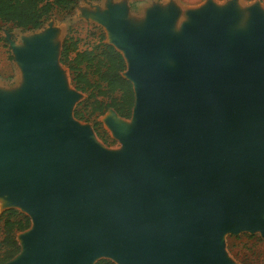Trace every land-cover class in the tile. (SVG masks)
I'll return each instance as SVG.
<instances>
[{"label":"water","instance_id":"water-1","mask_svg":"<svg viewBox=\"0 0 264 264\" xmlns=\"http://www.w3.org/2000/svg\"><path fill=\"white\" fill-rule=\"evenodd\" d=\"M108 4L96 16L134 90L131 122L113 108L104 117L120 151L73 118L77 94L37 51L12 45L28 80L17 103L0 96V201L32 225L4 264H229L224 233L264 235V22L252 15L222 67L231 15L214 29L198 15L193 48L171 46L172 70L157 63L163 25L129 32Z\"/></svg>","mask_w":264,"mask_h":264},{"label":"rangeland","instance_id":"rangeland-1","mask_svg":"<svg viewBox=\"0 0 264 264\" xmlns=\"http://www.w3.org/2000/svg\"><path fill=\"white\" fill-rule=\"evenodd\" d=\"M116 0H78L72 4L66 10H57L40 28L36 30H23L12 23L4 22L0 20V87L3 91L16 90L22 84L25 85V76L20 78V67L17 64V57L13 51V43L21 44L20 38L24 35H32L44 31L48 26H54L62 29V34L58 42V64L64 70L67 85L74 93L77 94V98L72 106V116L79 123L88 126L94 139L109 151L122 150L123 142L117 137L110 128L104 122V117L108 113L106 111L102 115H95L86 119H78L75 117L76 108L81 109V102H84L87 98V93L77 90L73 80L72 71L70 68L61 62V54L63 41L67 36H72L74 39L79 40V49L84 50L86 48L91 49L99 41V34L103 32L105 35V42H109L110 39L107 33V25L103 24L96 16L95 11L106 7L107 3L114 4ZM128 9L131 15H139L141 11L146 7L153 5L161 6L166 1L173 0H121ZM185 6L200 5L207 0H176ZM224 1V0H222ZM247 5L256 4L264 8V0H240ZM247 13V12H245ZM247 25L249 27L252 14L247 13ZM15 44V45H16ZM22 48V47H20ZM74 52L70 53L73 56ZM17 56V55H16ZM90 77L95 80L96 77L90 74ZM24 79V81H23ZM23 85V87H24ZM22 87V88H23ZM10 93V92H9ZM83 109V108H82ZM86 114V113H85ZM127 122H131L132 118H125ZM3 202L0 201V241L4 238V221L7 217L11 216L5 213L8 209H4ZM20 213L27 215L28 213L21 208H15ZM32 225V224H31ZM23 231L16 232V239L22 234ZM223 247L229 259L233 260L235 264H264V235L260 230L250 231L241 230L237 233L226 232L222 236ZM0 249V256L2 254ZM1 258V257H0ZM231 260V261H232Z\"/></svg>","mask_w":264,"mask_h":264},{"label":"trees","instance_id":"trees-1","mask_svg":"<svg viewBox=\"0 0 264 264\" xmlns=\"http://www.w3.org/2000/svg\"><path fill=\"white\" fill-rule=\"evenodd\" d=\"M78 0H0V20L23 29H40L57 11L66 10ZM99 41L91 49H79V40L67 36L63 41L61 62L72 71V80L77 90L87 93L76 108L78 119L89 120L92 116L104 114L113 108L121 117L130 118L134 105L132 83L123 76L127 65L122 53L113 45L105 42L103 32ZM74 52L73 56L70 53ZM90 74L95 76L93 80ZM86 113V114H85ZM5 213L11 216L4 221V238L0 241L2 250L0 264L12 259L20 251L16 232L24 231L31 225L28 215L16 209ZM96 264H116L102 258Z\"/></svg>","mask_w":264,"mask_h":264},{"label":"bare ground","instance_id":"bare-ground-1","mask_svg":"<svg viewBox=\"0 0 264 264\" xmlns=\"http://www.w3.org/2000/svg\"><path fill=\"white\" fill-rule=\"evenodd\" d=\"M115 5L122 8L120 18L127 24L129 32L142 33L145 31V27L150 24L152 18L157 19L158 24H162L164 27V35L161 39L160 45L157 49V63L168 69L174 70L177 62L172 57L171 46L174 42L179 41L190 48H193L192 37L189 34V28L193 27L197 22L198 15L208 13L209 28L214 29L219 25L220 21L226 14H230V21L226 23L225 39L227 41L226 53L221 60L220 65L222 67H230L232 65V49L233 44L239 36L249 37L250 25L248 27L246 18L247 13L250 15L258 14L264 22V8L252 4L247 5L240 0H207L200 5L190 6L181 4L180 2L166 1L161 6L153 5L151 7L144 8L139 15H131L126 10L123 1L116 0ZM106 11H110L109 4L106 7L95 11V14H105ZM247 12V13H245ZM156 14V16H155ZM252 17V16H251ZM111 15L107 14L105 21H110ZM62 34V29L54 26H48L44 31L34 33L32 35H24L20 38L21 44H16L15 47L18 53L23 50L34 49L40 54V62L44 69L52 68L53 76L59 80L61 92L63 94H70V88L67 85V79L64 70L58 64V42ZM22 47V48H20ZM17 64L20 67V78L25 76V85H27V76L24 70V60L20 55H17ZM23 79V81H24ZM24 84L9 91H3L0 87V96L12 103L20 101V97L24 92ZM23 87V88H22ZM10 92V93H9ZM25 120H26V116ZM108 126H112V118L108 116L106 119ZM224 256H221V258ZM232 260V259H231ZM233 261V260H232ZM229 264H235L233 262Z\"/></svg>","mask_w":264,"mask_h":264}]
</instances>
